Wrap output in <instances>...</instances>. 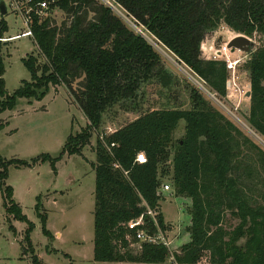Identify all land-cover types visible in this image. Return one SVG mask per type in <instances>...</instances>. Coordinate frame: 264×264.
<instances>
[{
    "label": "trees",
    "instance_id": "trees-1",
    "mask_svg": "<svg viewBox=\"0 0 264 264\" xmlns=\"http://www.w3.org/2000/svg\"><path fill=\"white\" fill-rule=\"evenodd\" d=\"M15 1L22 12L29 10L32 40L44 62L37 65L33 56L21 59L30 80L8 95L0 47V113L11 109L19 98L38 100L50 86L64 85L87 121L83 130L69 135L59 157H39L41 162L49 161L53 170L64 155L80 156L100 127L103 113L121 99L132 97L140 83L155 79L165 88L171 85L172 77L159 54L99 0ZM110 2L220 98L227 95L228 74L224 62L200 58L205 37L224 26L250 39H264V0ZM40 3L47 8L39 16L35 10ZM57 15L62 18L59 22ZM3 17L0 15V39L8 31ZM245 67L250 86L246 120L264 140V45L251 52ZM74 83L78 84L76 89ZM190 99L188 110H153L96 138L95 162L91 163L95 174V262H166L170 252L161 244H140L133 254L130 248L138 245L137 229H129L127 223L139 218L148 207L156 213L158 229L162 233L168 230L159 211V191L161 179L169 177L175 195L191 201L189 241L171 254L175 264H197L201 260L208 264H264V152L198 90L190 89ZM180 121L184 133L174 142ZM140 152L146 157L144 164L135 162ZM34 163L15 159L3 162L0 158V193L9 224L12 219L27 225L23 253H31L32 264H42L30 241L34 224L21 214L6 185L9 164L19 168ZM41 207L38 198L35 210L44 227L46 213ZM225 212L239 221L231 232L222 227ZM144 218L149 234H155V225L149 217ZM43 235L48 240L53 238L44 228ZM241 239L246 240L244 245H238Z\"/></svg>",
    "mask_w": 264,
    "mask_h": 264
},
{
    "label": "rangeland",
    "instance_id": "rangeland-1",
    "mask_svg": "<svg viewBox=\"0 0 264 264\" xmlns=\"http://www.w3.org/2000/svg\"><path fill=\"white\" fill-rule=\"evenodd\" d=\"M105 5L108 1L99 0ZM7 14L3 17L8 31L2 35L0 42L4 62L5 91L11 95L23 81L30 80V74L24 68L21 59L33 56L37 65L44 59L39 54L32 38L20 37L8 40L26 30L22 19L9 0L4 1ZM136 34L141 26L135 25L123 12L113 10ZM58 22L61 16L57 15ZM149 36V35H148ZM239 36L224 26L219 27L203 40L204 51L200 58L207 60L209 47L219 49L229 38ZM147 42L161 57V63L171 75L172 83L165 88L155 79L140 83L134 95L121 99L108 108L102 115L100 127L92 133L89 145L82 149L81 155H64L55 162V169L49 161L41 162L39 157L47 155L52 159L59 157L69 135L79 133L87 121L75 104L71 94L64 85L50 86L41 99L19 98L13 107L0 113V158L3 162L20 160L26 163L35 161L32 167L7 166L6 185L11 188V200L20 208L21 214L34 224L30 241L34 255L42 264H116L98 263L93 260V208L95 174L91 163L95 162L94 147L97 137L108 135L132 122L141 115L159 109L191 108L190 89L201 93L217 111L231 121L239 131L254 145L264 152V140L258 136L247 123L249 99L239 96L218 98L212 96L205 84L198 80L184 65L165 51L162 46L147 37ZM151 39V40H150ZM250 39V38H249ZM253 51L264 45V39L254 36ZM211 51V50H210ZM236 54L231 57L235 59ZM239 86L242 91H249V74L245 64L238 69ZM248 85V86H247ZM76 89L78 84H73ZM248 87V88H247ZM229 93V92H227ZM174 133V142L184 133V123L180 121ZM255 153V152H254ZM253 150L249 153L254 155ZM38 160V161H36ZM161 183L170 185V178L164 177ZM159 206L165 217L168 230L164 233L169 243L170 257L163 264H175L171 254L189 240L187 229L190 226V199L177 197L174 191L160 192ZM40 198L41 211L46 213L44 227L37 216L35 206ZM161 210H159L161 212ZM239 221L230 212H225L222 227L231 232ZM13 231H11V227ZM27 225L10 219L7 221L0 193V264H32L31 253H23L24 232ZM43 228L52 234L48 240L43 235ZM241 239L238 245H244ZM23 246V247H22ZM133 254L139 251V245L130 248ZM57 251V253H52ZM51 252V253H50ZM66 255L68 258H64ZM200 264H208L201 260ZM137 264V263H124Z\"/></svg>",
    "mask_w": 264,
    "mask_h": 264
},
{
    "label": "built area",
    "instance_id": "built-area-1",
    "mask_svg": "<svg viewBox=\"0 0 264 264\" xmlns=\"http://www.w3.org/2000/svg\"><path fill=\"white\" fill-rule=\"evenodd\" d=\"M106 1H108L107 6H109L112 10H115V11L119 12L120 14H122V11L118 7H115L110 2V0H106ZM9 2H10V5L12 7H15L18 10V13L22 19L23 25L25 26L26 30L24 32H22L21 34H18L14 37H11L8 40H10V41L16 40L20 37L32 38V34L30 32V29H29V25H30V18L28 16L29 10L22 12L21 5L18 4L17 1L9 0ZM46 8H47V6L45 3L37 4L35 13L38 14L39 16L43 15ZM139 35L142 36L145 40L148 39L147 37H149L147 35V33L145 32L143 27H141ZM236 35H238V34H236ZM233 38L234 37L229 38L226 41V43H224L223 46L219 49H212L209 47L208 55L210 57H207V60L224 62L225 68H226V71L228 74L227 82H226V91L229 93H227L226 97L230 99V97L233 95L237 99H239V96L244 98L247 91H242L240 89V86L238 83L239 76L237 75V72H238V69L240 67H242V65H244L247 62L249 55H246L245 53H243L239 50L232 51L231 49L228 48V43ZM2 41H4V39H0V42H2ZM204 49L205 48H204V45L202 43L200 50L204 51ZM234 54H236L235 59H233L231 57ZM210 94L216 101H218V103H220V101L218 99L219 97L215 93L211 92ZM135 162L138 164H144L146 162V157H145L144 153H142V152L138 153L136 155ZM160 191L161 192H170L171 186L169 184H162L160 187ZM143 205L146 207L145 203H143ZM144 216L149 217L150 221H152V223L155 225V227L157 229V232L155 234H149V232L145 228L147 222L145 221ZM127 227L129 229H137L136 239L138 241V245H140V244L160 245L161 244V245H164L165 247H167L169 249V243L165 239V236H164L165 234L162 233L157 227L156 213L153 210H150L148 207H146V211L139 218L128 222ZM197 264H200V263H197Z\"/></svg>",
    "mask_w": 264,
    "mask_h": 264
},
{
    "label": "water",
    "instance_id": "water-1",
    "mask_svg": "<svg viewBox=\"0 0 264 264\" xmlns=\"http://www.w3.org/2000/svg\"><path fill=\"white\" fill-rule=\"evenodd\" d=\"M0 7H1L0 15L5 16L7 13L5 3L1 2ZM253 47H254V42H252L249 38L242 36V35L234 37L228 43L229 49H231L232 51L239 50L245 53L246 55L251 54V52L253 51ZM249 89H250V86H249ZM245 97L250 98V90L247 91Z\"/></svg>",
    "mask_w": 264,
    "mask_h": 264
},
{
    "label": "crops",
    "instance_id": "crops-1",
    "mask_svg": "<svg viewBox=\"0 0 264 264\" xmlns=\"http://www.w3.org/2000/svg\"><path fill=\"white\" fill-rule=\"evenodd\" d=\"M247 86H248V85H247ZM248 99H249V98H248ZM160 206H161V204H160ZM160 210H161V209H160ZM161 214H162V216H163L162 210H161ZM163 219H164V221H166L164 216H163ZM188 241H189V240H187V242H188ZM187 242L182 243L178 248H180L182 245L186 244ZM176 251H177V250H176ZM124 263H127V262L116 263V264H124Z\"/></svg>",
    "mask_w": 264,
    "mask_h": 264
},
{
    "label": "bare ground",
    "instance_id": "bare-ground-1",
    "mask_svg": "<svg viewBox=\"0 0 264 264\" xmlns=\"http://www.w3.org/2000/svg\"><path fill=\"white\" fill-rule=\"evenodd\" d=\"M151 40V39H150Z\"/></svg>",
    "mask_w": 264,
    "mask_h": 264
}]
</instances>
